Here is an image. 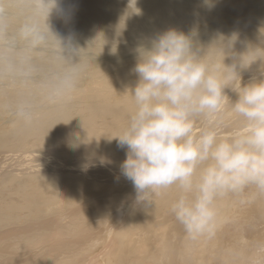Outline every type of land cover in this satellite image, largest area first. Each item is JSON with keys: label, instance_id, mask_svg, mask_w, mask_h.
<instances>
[{"label": "clouds", "instance_id": "obj_1", "mask_svg": "<svg viewBox=\"0 0 264 264\" xmlns=\"http://www.w3.org/2000/svg\"><path fill=\"white\" fill-rule=\"evenodd\" d=\"M56 8L57 0H0V85L26 89L38 81L43 100L52 105L71 98L84 72L79 61L72 62L80 49L50 27ZM193 35L169 28L138 49L137 80L128 90L134 109L111 138L125 149L120 171L132 182L136 202L152 204L154 195L174 189L170 212L195 242L215 237L220 198H241L249 189L246 202L264 196V73L242 85L239 68L262 58L245 63L240 57L226 65L235 36L202 48ZM45 49L57 67L41 76L34 53ZM226 87L236 93L235 101L225 95ZM225 99L236 126L219 119ZM12 112L24 124L34 119L27 96Z\"/></svg>", "mask_w": 264, "mask_h": 264}, {"label": "rangeland", "instance_id": "obj_2", "mask_svg": "<svg viewBox=\"0 0 264 264\" xmlns=\"http://www.w3.org/2000/svg\"><path fill=\"white\" fill-rule=\"evenodd\" d=\"M64 1L65 4L63 3ZM134 1L136 3L137 0ZM134 1H132L133 5H128V1L127 3L126 1H121L122 4L119 5L118 3L120 2L116 0H104V2L103 0H80V3H78L81 6L87 4L90 9L100 7L97 9L100 14H103L102 20L106 19L107 23L112 25L98 24V29L93 28L90 35L86 33L81 34L82 36H76L78 34L74 35L73 31L69 33V31L65 32L63 30V17L61 16H63V13L68 8V1L57 0L56 12L60 13L56 14L55 9H53L55 14L51 13L49 17L54 22L53 25L56 24V26H53L52 31L53 33L55 31L54 34L61 39L71 38L73 45L80 49V57L73 56L72 62L79 61L84 68L83 75L78 81L71 98L65 103L57 104L56 107L54 105L55 108L58 107L57 113L49 112L46 116L42 117L40 116L41 111H47V109L53 111L54 107L43 100L41 92L37 87L38 81L26 89L18 86L21 89L19 96L4 95L7 98L0 105V192L5 194L6 199L17 201L16 198L20 197L15 195L14 191L23 192L35 188L40 183L39 180L37 182H28V177H31L34 172L36 174L57 175V177H61L77 173V171H73L77 167H82L84 170L89 168V166L90 168L92 166L102 168V170L97 168L99 175L87 182L95 185L94 188L83 189L80 192L76 191V189H65L63 193H58L54 189L50 191L48 188L47 191L49 192L46 194L47 196L50 194V197L36 206L34 210L21 212L22 204L19 202L16 206L14 204L12 209L6 208L0 212V230L9 238L14 247V252L19 257L21 254V257L15 261L11 263L4 262V264H103L102 259L104 257L102 254L113 247V233L115 229L125 223V216L128 214L127 211L130 207L136 208L141 204V202H136L135 189L130 180H127L128 186L123 181H115L116 177L118 179H122L123 177L120 171V164L125 158V149L118 146L116 138H111L119 135L127 123V119L120 120V117L126 113L127 102L122 99L128 90L126 86L121 84V70L123 67L131 65V62H135V60L137 62L138 49L141 46H149L151 39L155 37L151 33L147 34L145 33L146 31H141L140 28L142 27L141 22L149 21L153 13L151 11L155 6L142 5L141 3L135 6ZM173 1L181 3L182 6L187 7L189 5L185 0H171V2ZM193 1L196 4L194 10L188 7V9L183 8V10L181 8L180 10L178 9V12H174V15L167 10V16L168 14L169 16H166V20L164 21L169 22L170 20V23H175L174 25L171 24V26L173 25L172 28L178 31L190 35L194 34V43L200 45L202 48H207L221 36L226 40L235 36L232 47L226 50L229 54L225 56L224 63L226 65L232 64L234 61L238 63L240 57H243L244 62L248 63L256 59L257 56H260L262 60L257 58L247 67L239 68L242 85L247 83L252 77L259 79L261 74L264 73V0H254V3L251 4L252 7L251 5L248 6L249 8L244 7L243 9L245 10L242 9L243 11L239 10V8H225L224 3L220 2L217 5L220 4L222 8H225V11L222 12L223 14L217 15L214 11H211L210 7L206 6L205 0ZM99 2L100 4L106 2L105 4L113 7L112 11L114 13L109 9H105V5V8H103ZM210 2L212 3V1ZM73 4L74 6H78L75 2ZM73 4L71 3L72 7ZM179 4H176V6H180ZM59 5L61 6L60 8ZM114 5H117V7ZM160 6H162L161 3L159 4ZM122 7H126L125 9L128 10L129 14L126 18L120 12V8ZM123 8L122 10H125ZM141 9H144V11ZM191 10L194 11V14L190 12ZM112 17L116 18L119 23H114L111 20ZM167 23L163 25L165 26L164 30L163 26L160 28L161 32L165 31V28L167 30ZM76 27L77 23L73 21L70 22L68 29L74 30ZM209 51L214 52L215 49L210 47ZM52 56L53 53L50 49L34 53V62L39 67L41 76L46 75L57 67L53 63ZM109 78H113L115 83L112 85L100 82L98 85L87 84ZM130 79L135 81L134 86L137 75L135 74ZM8 85L10 84L0 85V88ZM87 86L105 87V90L101 91L97 96H87L83 92ZM224 92L225 95L230 92L227 96L231 101L236 100L237 95L231 88L226 87ZM22 96H27L33 105L34 119L31 124H24L12 112V106ZM118 102L120 103V107L115 111L117 117H108L106 110H104V105L106 103L117 104ZM224 102L223 111L220 115L221 117L223 115L221 120L230 127L236 126L238 121L231 111V104L227 99ZM92 113L93 134L91 136L86 134L82 138V134L85 132L83 121L89 120ZM57 115H62L65 118L67 122V134L77 139V141H70L69 139L67 141H60L58 137L61 134V128L56 123ZM17 121H19L18 126L21 130L23 128L26 131L32 130L33 135L21 141L18 137L19 134L14 129V124ZM15 126L17 127V125ZM4 137L6 141H4ZM14 141L15 143L18 141L20 147L16 144L14 145ZM67 167H70V169ZM251 193L252 191L249 189L246 190L244 196L241 198L232 195L224 196L217 201L218 209L220 210L221 206L230 205L231 207H235L238 204L235 207L238 210L239 206L243 203L242 200L245 201L246 198H250ZM162 194L164 192L158 193V195ZM256 198H263L260 201L264 200V196ZM18 207L19 210H16ZM223 209L226 210L225 208ZM260 210H264V205L260 206ZM82 212L102 223L95 228V231L91 230L88 233L89 237L94 235L99 237L91 249H86L80 254H73V256L64 255L66 254V251H63L64 249H50L49 252L45 253H42L43 250H41L40 252L38 246L41 244L47 247L46 245L48 244L61 240H69L67 237L69 233L68 222L73 219H81ZM9 216L12 217L7 219ZM237 216L239 215L236 213L224 220L225 226L219 229V232L217 231L219 236L216 235L214 237L223 241L225 243H223L224 247L227 246L226 242L229 240L231 221L236 220ZM112 219L113 221H111ZM261 228H258L257 232L251 234L245 251L242 252L240 257H237L240 262L246 263V260L251 258L252 252L261 246L260 242L263 236ZM71 241L75 242L77 240ZM139 243L140 240L137 238V246ZM73 251L76 253L79 251V248L75 247ZM218 251L214 249L212 253L217 254V256H213L207 250V244H204L202 257L200 255L202 262L200 260L199 264H228V261L225 258L222 259L220 256V252H226L227 248L222 247ZM255 251L257 260L261 259L263 261H260L264 263V255L262 259L259 255L260 250ZM48 253L52 255L46 257ZM96 253L97 255L100 254L97 257L99 260L85 262L91 254ZM111 253L112 251L109 252V255Z\"/></svg>", "mask_w": 264, "mask_h": 264}, {"label": "bare ground", "instance_id": "obj_3", "mask_svg": "<svg viewBox=\"0 0 264 264\" xmlns=\"http://www.w3.org/2000/svg\"><path fill=\"white\" fill-rule=\"evenodd\" d=\"M67 1L69 3L68 8L65 12L62 10L64 13H63V16H61L63 17L62 24L64 25L63 30L65 32L69 31V33H71L73 31L75 33L74 35L78 34L76 36H82L81 34H86V33L90 35L92 33L91 30L93 28L98 29L97 27L99 26L98 24H102V25L104 24V25H109V26L112 25L110 23H107L106 19L102 20L103 14H100V12L97 9L100 7H97L95 9H90L87 4L81 6V4H79L80 0H67ZM116 1L120 2V3L117 2L119 5L125 1L126 3L128 1V5H133L132 1L134 0H116ZM185 1H187L186 3L189 4L187 6L189 9L194 10L196 8L195 7L196 4L194 3L193 0H185ZM210 1H212L213 4ZM74 2L77 3L78 6L76 4H75L76 6H74L73 4ZM220 2L224 3L225 8H231V9L239 8V10H242L244 7L247 8L249 5L253 4L254 0H209L208 3L204 1L206 6L210 7L211 11H214L216 15L225 11V8H222L220 4L217 5V3H220ZM63 3L65 4V1ZM71 3L73 4V7L71 6ZM105 3L100 4L99 2V4L103 6V8L106 7L105 9H109L111 10V12H113L112 11L113 7ZM140 3L142 5L155 6V8L151 11L153 13L151 14V17L149 18V21L146 20V22H141L142 27H140L141 31L144 30V32L146 31L145 33L147 34L151 33L153 34V36H156L159 33H161L160 28H162V26L168 22V21L166 22L164 21L166 20V16L168 13L167 10H169L172 13V15H174L175 14L174 12L176 11L178 12V9L179 10L181 8L182 10L183 8L188 9L186 6L184 5L182 6L181 3L180 4L175 3L174 1L171 2V0H137L134 5L137 6V4L139 5ZM160 3L162 4V6L159 7ZM90 4L93 5L92 3ZM176 4H179L180 6L177 5L178 6L177 7ZM114 6L117 7V5H114ZM60 7L61 6L59 5V8ZM122 8H120V12L126 18V16L129 14L128 10L125 9L126 7L123 8L125 10H122ZM193 10H191L190 12L193 13L194 12ZM53 11H52L53 14L60 13V12L59 13L56 12V9H55V13ZM142 11H144V9ZM146 12L144 13L146 14ZM184 13L186 14L185 11ZM195 14H196V11H195ZM190 15L192 16V14ZM111 20H113L114 23L118 22V20L114 17H112ZM73 21L77 23V27L74 30L68 29L70 22H73ZM170 22L171 21L169 20V22L167 23V29L172 28V26L175 24L173 22L172 23ZM53 23L54 22H52L49 19V24H50L51 29L53 28L54 25L56 26V24L53 25ZM171 24L173 25L171 26ZM164 27L165 26H163V30H164ZM175 28H176V25H175ZM58 31H60V29H58ZM65 34L68 35L67 33ZM135 64H136V60L135 62H131V65H127L123 67L121 70V74H120V77L122 78L121 84L126 86L128 90L132 88L135 82L130 79V77L135 75V72L133 71ZM99 82L104 83L106 85H112L113 83H115V80L113 78H109V79H103L95 83H87V84L88 85L90 84L98 85ZM104 90H105V87L87 86L83 92H85L87 96L93 97V96H97L101 91H104ZM128 90L126 91V94L124 98L122 99L127 102L126 113L120 117V120L128 119L130 112L134 109V102H133L131 95L128 93ZM6 94L19 96L21 94V89L18 86H13V85H8L6 87L0 88V105H2V103L6 100L7 97L5 98L4 96ZM228 94H230V92L227 93L226 96ZM55 107L54 109L56 110H54L51 107L53 111H49V109H47V111H41L40 116L44 117L49 112L57 113L58 107L57 108ZM118 107H120L119 102L117 104L106 103L104 105V110H106L108 117H117V115L115 114V111L118 109ZM87 111H90V110H87ZM222 117L220 116L219 119H222ZM56 118H57L56 123L61 128V134L58 137L60 141L62 140L67 141V139H69L70 141H77V139L67 134V131H66L67 122L65 118L62 115H57ZM83 122H84L83 126L85 127V132L82 134V138L85 137L86 134L91 136L93 134V131H92L93 113L91 114V117L89 120L83 121ZM18 123L19 121H17L14 124V129L17 131V134H19L18 137L19 139H21V141L33 135L32 130L26 131V130H23L24 128L21 130L18 126ZM15 125H17V127ZM61 137L63 138L69 137V138H66V139L64 138L65 139L64 140ZM4 141H6V138L4 139ZM13 144L14 145L16 144L19 146L18 141H16V143L14 141ZM22 146H23V143H22ZM67 168L70 169V167H67ZM97 168H100L102 170L101 167H97ZM97 168L95 166H92L90 168L89 166V168L84 170V168L82 167L81 168L77 167V168H74L73 170V171H77V173H72L73 175L70 174L71 176H61V177H57V175L36 174V172H34L32 173L31 177L27 176L28 182L30 181L37 182V180H39L40 183L37 184L35 188L33 189H29L23 192L14 191V194L20 197V198H16L17 201H14L13 199H10V200L6 199L7 197L5 196V194L0 192V212L5 210L6 208L12 209V207H14V204L16 206L17 204H19V202L22 204V207L20 210L21 212H29L31 210H34L36 206H38L41 202H43L44 200L50 197V194L48 196L46 194L49 192L47 191L48 188L50 189V191L52 189L57 190L58 193H63L65 189H76V191L80 192L83 189L85 190L87 188H94L95 185L91 184V182L90 183H87V182L99 175V171L97 170ZM127 180L128 179H126L124 176L122 177V179H118L117 177L115 178L116 182L123 181L128 186ZM174 197H175V190L169 189L167 192H164V194L162 195H158V194L154 195L152 197V204H146V203L141 202V204L136 208L130 207V209L127 211L128 214L125 216V223L118 226L113 233V242H114L113 247L110 250L105 251L104 254L101 253L104 257V259H102V261L104 262L103 264H199L200 260L202 262L201 257L204 251V244H207V250L210 251L213 256H217V254L212 253L214 249L218 251L219 248L221 250L222 247L223 248L226 247L227 251L220 252V256L222 257V259L225 258L228 261V264H264L263 262H261L263 260L261 259L257 260V257L255 256L256 254L255 250H260L259 255L261 256V258L264 255V210H260V206L264 205V200L260 201V199H263V198L255 197V199H251V202H246L250 199V198H246L245 202H243L239 206L238 210L235 209V207L238 206V204H236L235 207H231L230 205L221 206L219 210V213H220L219 229L225 226L224 220L228 219L233 214L235 215L237 213L239 215L237 216L236 220L231 221V232L229 235V240L226 242L227 246L224 247L225 243L219 239H215L214 237L211 239L201 238L195 242L187 240L183 232L182 226L175 220L174 216L170 212V205ZM223 208H225L226 210H224ZM16 210H19V207ZM11 217L12 216H9L7 219ZM111 221H113V219ZM68 224H69L68 226L69 233L67 234V237L69 238V240L67 241L61 240L53 244H48L46 245L47 247H45L44 244H41L38 246V249L40 250V252L41 250H43L42 253H45V252H49L50 249H54V250L64 249L63 251H66V254L64 255L73 256V254H80L86 249L87 250L91 249L93 244L96 241H98V238H99L98 236L96 235L91 236V237L88 236L89 231L91 230L95 231V228L99 224H102L99 221H97V219L89 217L87 216V214L82 212L81 219L79 220L73 219L72 221L68 222ZM260 227H262L261 232L263 234V236L261 237V242H260L261 246L257 247L254 250V252H252L251 258L246 260V263L240 262V260L237 259V257H240L242 252L245 251V248L248 246L247 242L249 241L251 234L257 232V229ZM219 229H218V232L220 231ZM107 230H108V227H107ZM217 233L216 235L219 236ZM137 238H139L140 240V243L138 244V246H137ZM75 239L77 241L75 242L71 241ZM68 245L70 246L68 247ZM75 247L79 248V251L76 253H74L73 251ZM0 248H2L0 249V264H4V262L11 263L21 257V254L19 257V255L14 252L13 245L11 244L9 238L3 233L2 230H0ZM110 251H112V253L109 255ZM56 254H59V253H56ZM50 255L52 254L48 253L46 257H49ZM99 256L100 254L97 255V253L91 254L85 260V262H95L96 260H99L97 259V257Z\"/></svg>", "mask_w": 264, "mask_h": 264}]
</instances>
